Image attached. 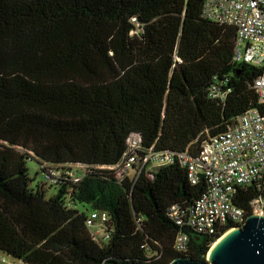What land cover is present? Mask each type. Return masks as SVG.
Here are the masks:
<instances>
[{"label": "trees", "instance_id": "1", "mask_svg": "<svg viewBox=\"0 0 264 264\" xmlns=\"http://www.w3.org/2000/svg\"><path fill=\"white\" fill-rule=\"evenodd\" d=\"M203 1L0 0L1 254L16 264L204 261L234 227L190 231L177 253L167 209L191 207L205 180L191 185L177 163L122 180L108 169L133 133L143 148L194 155L258 107L251 83L261 69L231 61L236 31L203 19ZM226 79V99L209 98ZM26 160L87 170L77 183L50 185L46 199L47 184L30 188ZM257 196L264 190L252 184L233 204L250 215ZM79 207L107 214V242L90 237Z\"/></svg>", "mask_w": 264, "mask_h": 264}, {"label": "built area", "instance_id": "2", "mask_svg": "<svg viewBox=\"0 0 264 264\" xmlns=\"http://www.w3.org/2000/svg\"><path fill=\"white\" fill-rule=\"evenodd\" d=\"M201 14L208 22L235 29L231 50L233 63L261 69V74L251 83L258 97V107L235 117L223 133L207 137L194 155L187 151L143 148L140 135L133 133L125 141L121 161L108 168L114 172L116 180H122L136 177L143 170L148 174L153 169L177 163L186 170V179L191 185L197 184L201 178L205 180L206 191L191 207L172 205L166 212L178 228L173 249L181 254L188 250L190 231L201 235H219L228 224L234 227L244 224L247 213L233 204L240 189L256 184L264 190V0H204ZM226 81L211 84L209 98L223 102L230 93ZM43 164L38 169L47 185H55L64 177L77 183L84 174L71 169L72 166L85 168L81 165ZM249 205L250 215L264 216V199L261 196L255 197ZM68 206H73V203H68ZM108 220L105 212L87 213L85 226L95 242L109 240ZM0 264H6L2 256Z\"/></svg>", "mask_w": 264, "mask_h": 264}, {"label": "water", "instance_id": "3", "mask_svg": "<svg viewBox=\"0 0 264 264\" xmlns=\"http://www.w3.org/2000/svg\"><path fill=\"white\" fill-rule=\"evenodd\" d=\"M170 264H264V216L248 215L244 224L231 227L204 261L177 257Z\"/></svg>", "mask_w": 264, "mask_h": 264}, {"label": "rangeland", "instance_id": "4", "mask_svg": "<svg viewBox=\"0 0 264 264\" xmlns=\"http://www.w3.org/2000/svg\"><path fill=\"white\" fill-rule=\"evenodd\" d=\"M26 167L28 169L27 170L28 177L30 180H32L30 188L34 189L37 185H43L44 179L42 175L39 172L36 173V170H38L37 162L34 160H26ZM51 168H54V167H51ZM71 169L77 172H85L87 170L86 168L76 167V166H72ZM154 171L155 169L151 170L150 172L153 173ZM150 172L147 174L148 177H150V174H151ZM43 188H44L46 199L52 197L55 194V190L53 188H50V185H45L43 186ZM79 209L81 210L87 209L86 214L90 211L88 207H79ZM0 256L5 258L6 264H16L15 261L12 258H10V256H6L1 253H0Z\"/></svg>", "mask_w": 264, "mask_h": 264}]
</instances>
